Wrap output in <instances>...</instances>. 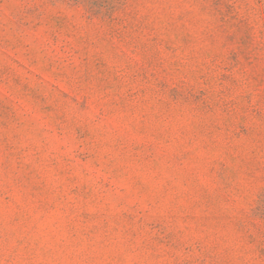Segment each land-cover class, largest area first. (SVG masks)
Here are the masks:
<instances>
[{
  "label": "rangeland",
  "instance_id": "obj_1",
  "mask_svg": "<svg viewBox=\"0 0 264 264\" xmlns=\"http://www.w3.org/2000/svg\"><path fill=\"white\" fill-rule=\"evenodd\" d=\"M0 264H264V0H0Z\"/></svg>",
  "mask_w": 264,
  "mask_h": 264
}]
</instances>
